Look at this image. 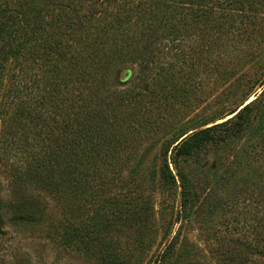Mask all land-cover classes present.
<instances>
[{
	"label": "trees",
	"instance_id": "1",
	"mask_svg": "<svg viewBox=\"0 0 264 264\" xmlns=\"http://www.w3.org/2000/svg\"><path fill=\"white\" fill-rule=\"evenodd\" d=\"M255 49L264 0H0V251L35 235L92 264H142L155 195L173 191L175 223L225 211L204 229L220 264H264L259 98L177 129L236 90ZM167 229L146 264L204 259Z\"/></svg>",
	"mask_w": 264,
	"mask_h": 264
},
{
	"label": "rangeland",
	"instance_id": "2",
	"mask_svg": "<svg viewBox=\"0 0 264 264\" xmlns=\"http://www.w3.org/2000/svg\"><path fill=\"white\" fill-rule=\"evenodd\" d=\"M259 39V37H258ZM245 55L244 53L239 54V56ZM258 60L246 67L241 81L238 83L236 90L231 89L226 92L219 100L211 101L208 103L206 108L200 109V112L188 118L182 125L177 129L179 132L190 133L192 130L199 128L207 120L220 114L227 109L235 107V105L240 104L242 99L250 96L248 102L259 98V104L257 108H261L262 113H264V52L253 51V54H249L248 58H257ZM127 74L123 73L120 78H124ZM220 93V92H219ZM246 104H249V103ZM228 113V112H227ZM225 113L224 115H226ZM219 123V122H218ZM212 125V124H210ZM256 134H252L250 137H256ZM245 141L242 142L244 145ZM218 153L212 151L209 154V163L212 165L215 157ZM217 158V157H216ZM161 164L160 157V146H156L153 151L149 154L146 159L147 168L159 170ZM246 174V173H243ZM3 181H6L5 176L0 177ZM7 182V181H6ZM178 182V180H177ZM179 184V183H178ZM175 188V186H174ZM175 190V189H174ZM181 188L178 189L176 193L179 195ZM221 194L226 195L229 191L220 190ZM156 199V220L159 225V234L157 239V244L144 256V261L142 264H146L147 260L151 255L156 252L159 244L162 240L165 230L167 227H172L173 234L179 233L181 235V241H189L194 245L200 247L203 251L204 259L196 264H220L218 256L214 252V241L212 236L208 237L204 233L205 226L209 227H219L223 228L222 224L225 219V211L221 209L215 210L212 215L206 218V223H202L197 219H192L191 221L183 220L179 223H175V215L179 210V200L178 196L171 191L170 194L165 193V195L157 192L155 195ZM241 205H238V209ZM238 209L233 212V217L236 219H241L242 214L238 212ZM220 232V231H219ZM222 236L228 234L227 232H221ZM235 236L242 235L240 231H233ZM14 237L10 243H7L3 250L0 251V264H24L23 257L28 256L29 264H92L86 257L72 252H67L61 248L54 246L48 239L39 236H12ZM213 248V249H212ZM161 247L159 248L160 251ZM141 257V254H137V259ZM195 264V263H192Z\"/></svg>",
	"mask_w": 264,
	"mask_h": 264
},
{
	"label": "water",
	"instance_id": "3",
	"mask_svg": "<svg viewBox=\"0 0 264 264\" xmlns=\"http://www.w3.org/2000/svg\"><path fill=\"white\" fill-rule=\"evenodd\" d=\"M249 103V102H248Z\"/></svg>",
	"mask_w": 264,
	"mask_h": 264
}]
</instances>
